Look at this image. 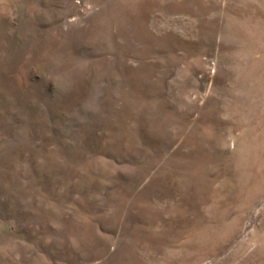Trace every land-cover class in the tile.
Masks as SVG:
<instances>
[{"label": "rangeland", "instance_id": "374dc122", "mask_svg": "<svg viewBox=\"0 0 264 264\" xmlns=\"http://www.w3.org/2000/svg\"><path fill=\"white\" fill-rule=\"evenodd\" d=\"M0 264H264V0H0Z\"/></svg>", "mask_w": 264, "mask_h": 264}]
</instances>
